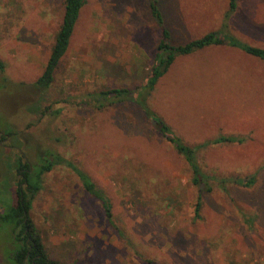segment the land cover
<instances>
[{
    "label": "rangeland",
    "instance_id": "374dc122",
    "mask_svg": "<svg viewBox=\"0 0 264 264\" xmlns=\"http://www.w3.org/2000/svg\"><path fill=\"white\" fill-rule=\"evenodd\" d=\"M85 1L55 81L42 91L36 82L64 0H0V133L12 134L2 143L0 208L11 199L13 151L32 147L36 165L39 151L50 148L80 164L113 205L110 223L69 168L44 175L30 216L60 264H264V61L228 45L181 56L148 100L188 145L246 139L199 151L204 171L255 175L256 183H230L225 192L213 181L196 220L188 164L136 101L97 109L90 98L136 92L146 81L161 38L152 0ZM156 1L173 45L216 32L264 49V0H238L231 15V0ZM12 236L0 223V264H8Z\"/></svg>",
    "mask_w": 264,
    "mask_h": 264
},
{
    "label": "trees",
    "instance_id": "16d2710c",
    "mask_svg": "<svg viewBox=\"0 0 264 264\" xmlns=\"http://www.w3.org/2000/svg\"><path fill=\"white\" fill-rule=\"evenodd\" d=\"M237 1L231 0L230 10L227 12V15H231L237 10ZM85 4V0H64V13L60 30L57 33L45 69L36 82L40 90H48L54 83L56 72L70 49L72 38ZM151 11L160 29L161 38L157 46L154 65L146 81L136 92H132L126 88L110 89L102 91L95 96L91 94L90 98L94 97L93 100L95 99L97 102L94 108L96 107L97 109H107L116 103L132 99L136 101L144 114L152 122L158 135L163 140L169 142L188 164L192 173L191 184L197 190L195 205V219L197 220L201 219L204 196L213 192V181L218 182L225 192H228V185L230 183L246 187H253L256 183L255 175L249 176L246 179L219 178L215 176V172L209 173L204 171L199 162V151L216 145H242L246 143V139L243 136L223 135L196 146L188 145L149 106L148 100L155 92L160 80L169 72L177 58L181 56H189L211 46L228 45L239 48L248 55L264 61V49L242 44L232 37L221 36L220 33L216 32L209 33L184 45H173L171 43V33L164 25L163 15L158 8L156 0H152ZM3 135L5 134L0 133L1 139L5 138ZM31 148L29 147L27 150H14L15 158L10 161L8 183L11 187V199L5 209L3 207L0 208V223L5 222L9 224L12 227L13 235L9 251L6 255V261L8 264H60L51 258L44 244L41 232L35 226L30 216L33 202L43 189L44 175L54 170L57 166L69 168L78 177L83 189L101 204L110 223H113V205L106 193L98 187L89 174L76 161L61 156L53 149L45 148L43 151H39L41 153L37 156V164L33 165L31 163ZM3 152L4 148L2 141H0L1 157H4Z\"/></svg>",
    "mask_w": 264,
    "mask_h": 264
},
{
    "label": "flooded vegetation",
    "instance_id": "af4514ba",
    "mask_svg": "<svg viewBox=\"0 0 264 264\" xmlns=\"http://www.w3.org/2000/svg\"><path fill=\"white\" fill-rule=\"evenodd\" d=\"M3 136H5L6 138H4V139L2 140V143H3L4 141H6V140L9 139V136H6V135H3Z\"/></svg>",
    "mask_w": 264,
    "mask_h": 264
}]
</instances>
